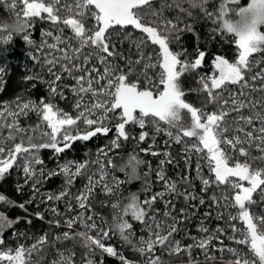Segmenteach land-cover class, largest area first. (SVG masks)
I'll return each mask as SVG.
<instances>
[{
	"label": "snow or ice",
	"instance_id": "snow-or-ice-1",
	"mask_svg": "<svg viewBox=\"0 0 264 264\" xmlns=\"http://www.w3.org/2000/svg\"><path fill=\"white\" fill-rule=\"evenodd\" d=\"M207 2L199 0L197 4V0H187L190 8H200L206 18L212 19V13L205 8ZM0 3L7 4L13 10L21 6V10L16 12L21 22V33H27L37 20L49 22L51 26L50 29L41 30V43L36 47L40 56L29 53L31 60L41 63L42 70L46 69L51 79L46 80L40 71H33L24 78L26 81L35 79L46 83L48 96L38 101L17 96L11 102L0 104V128H15L22 132L41 130L40 135L47 136L48 142L25 145L23 141L14 142L16 138L11 132L7 137L0 136V179L14 168L22 171L24 184L32 183L35 198L40 191L38 186L46 179L63 175L62 189L54 194H46L41 203L61 201L70 196L81 211L65 221L67 228L71 230L74 224L80 222L88 230L77 233L65 231L55 235L51 241L48 240V233H44L28 247L21 244L14 250H0V264H45L48 249L55 250V256L48 264H76L74 247H56L69 240L74 242V246L80 243L85 249L81 264H96L92 257L97 248L109 256H118L114 247L103 243V240L111 238L110 233L118 234L135 251L147 256L145 264H165L155 256L156 247L164 249L169 255L185 253L188 257L186 264H199L192 255L194 248L202 251L206 264H215V252L221 254V264H225V253L232 257L226 264H264V212L251 210L254 205L264 204V71L256 72L250 80L246 78L247 73L260 64V60L254 57L264 52V43H261L264 36L255 31L246 36L229 35L233 28L225 19L229 14L226 5H239L240 0H224L218 13L221 31L235 38L238 58L235 62H229L217 55L212 61L213 70L208 74L197 72L202 67L206 55L204 51H199L194 61H188L180 59L187 50L174 52L170 48L173 38L179 40V33L184 30L179 27V16L170 19L164 17L162 12L152 11L150 15L153 19L148 24L143 22V16L149 14L145 9H151L152 0H11L10 4L7 0H0ZM173 6L180 12L188 11L177 0H173L172 4L163 0L161 4V8ZM256 6L264 7V0H251L248 8L241 11L247 12ZM188 15L191 16V12ZM89 20L94 22L88 24ZM213 23H217V20H213ZM129 27L142 35L133 38L132 33L126 31ZM185 28L192 30L190 25H185ZM65 29L71 35L65 36ZM12 38L11 34L0 36V47L6 48ZM23 40L30 46L34 45L29 34H24ZM125 42L129 44L127 51L117 47L118 43L122 46ZM93 60L96 63H92ZM118 61H124L123 66ZM137 66H140L139 71ZM193 72L197 73L196 83L200 87L188 91L206 93L203 103L214 105V111L207 112L184 100L187 92L182 88L181 81L185 75ZM4 73L5 69L0 67V77ZM65 74L75 82L73 85L63 83ZM133 76L135 79H130ZM232 86H236L237 90ZM64 89H68L76 98L73 105L75 116L56 103L57 96L61 100L66 99ZM256 93L261 95H254ZM246 109L248 114H245ZM185 110L190 114V122L182 118ZM30 113L38 117L36 127L21 128L19 119L27 118ZM109 113H112L111 117ZM112 119L118 121L114 125L115 136L110 147L98 150L95 160L66 161L58 165L59 171L45 172L44 161L39 156L41 149H51L59 156L76 141H89L97 134L107 136L112 131L109 126ZM148 124L154 127L156 134L164 132L169 141L183 144L185 171L178 180L170 179L166 174V165L178 164L167 150L169 141H165V150H151L155 141L153 136V145L141 149L145 154L164 157L155 170L156 181L162 182L163 190L156 192H152L149 178L153 171L150 163L148 171L141 177L137 169L145 161L137 154H130L121 165L114 164L109 155L121 147V139H130L126 126L135 125L144 129ZM173 129L176 131L173 132ZM148 136L147 131H141L138 143L144 142ZM131 138L136 139L135 136ZM184 138H189L190 142ZM9 142L14 143L8 146ZM252 148L260 154L253 156ZM104 158H107V164ZM90 164L98 167L96 172L88 174ZM116 170L125 173L128 179L117 178L113 174ZM84 176L86 183L73 195L71 189L76 179ZM141 179L144 182L143 200L137 192L127 196L122 194L123 184ZM194 179L201 184V194L211 191L208 206L216 208L215 218L223 220L224 226L217 225L210 230L201 219L197 231L205 235L192 237V244L182 246L180 240L174 239V235L181 231L179 225L191 219L189 211L194 216L196 213L193 210L198 205L206 204L204 195H198L193 190ZM97 187L105 195L117 197L110 205L111 223L103 221L107 227H101L94 219L90 200L94 198ZM254 196H259V200ZM177 198H183L189 207L180 208L177 212ZM0 201H5V197L0 195ZM158 201L164 205L160 219V209L154 207ZM191 201H198V205L191 204ZM73 210L70 200L68 211ZM50 211L60 215L56 207H51ZM85 213L91 214L85 219ZM36 215L39 219L44 218L41 213ZM203 215L207 218L213 214L208 211ZM128 217L143 225L142 230L148 233L147 238L140 237L139 247L133 243L135 233ZM18 222L19 218L13 221L0 213V245L5 243L2 238L4 231ZM234 222H239L240 226ZM49 223L50 227L53 223L60 225L59 220ZM91 231H96L97 235H89ZM13 235L22 237L26 234L14 232ZM224 239L246 247L247 251L226 246ZM213 241L220 246L214 245ZM210 247L213 249L211 252ZM119 259L122 264H131L123 255H119Z\"/></svg>",
	"mask_w": 264,
	"mask_h": 264
},
{
	"label": "trees",
	"instance_id": "trees-1",
	"mask_svg": "<svg viewBox=\"0 0 264 264\" xmlns=\"http://www.w3.org/2000/svg\"><path fill=\"white\" fill-rule=\"evenodd\" d=\"M163 0H152L151 9H145L148 12V15L143 16V22L148 24L153 18L150 13L152 11L162 12L166 18H174L179 16L181 23L179 27L184 29L179 33V40L173 38V42L170 44V48L174 52H182L187 50L186 55L180 57L181 60L187 59L188 61H194L198 56L199 51H204L206 53L205 58L202 62V67L197 70L199 74H208L213 70L212 61L217 55L223 56L229 60V62H235V59L238 58V52L234 43V37H229L226 33H223L219 27L218 23V13L220 6L224 3V0H208L205 4V8L208 12L212 13V19L206 18L202 13L203 10L200 8H190L187 0H184L182 3L183 8L187 9V12H180L178 8L174 6L172 8H161ZM173 0H167L168 4H172ZM180 2V0H177ZM7 3L10 4L11 0H7ZM21 10V6H17L15 10L11 9L5 3H0V29L5 31H0V36H6L8 34L12 35V40L6 45V48L0 47V63L4 64L5 73L0 77V104L3 102H11L17 96H22L24 98H31L38 101L41 97L48 96V85L40 80H25L24 78L33 74V71H40L41 75L44 78L51 79L48 76L47 70H42V64L31 60L29 53L40 56V53L36 51V47L41 43V30L50 29V23L46 21L37 20L34 26H32L27 33H21L17 30V26L20 25V20L16 17V12ZM188 12H191V16L188 15ZM213 20H217V23H213ZM94 21L89 20L87 23L91 24ZM185 25L191 26V31L185 28ZM264 30V29H263ZM126 31L131 32L133 38H137L142 35L140 32L128 28ZM29 34L30 39L34 41V45L30 46L26 41L23 40V35ZM55 34V33H54ZM64 35H71L68 29H65ZM51 42V40L49 41ZM117 47H122L125 51L129 48V44L125 42L122 46L118 43ZM47 51V49H45ZM135 58V57H133ZM255 59L260 60V64L256 65L253 68L252 72L247 73L246 78L251 79V76L258 71H264V52L255 54ZM122 66L124 61H118ZM92 63H96L95 60ZM102 70V69H101ZM140 70V66H137V71ZM197 73L193 72L190 75H185L182 78L183 86L186 88L188 103L192 104L194 107L203 108L207 112H212L215 110L214 105H205L203 103V98L206 96V93H197L188 91L189 89L199 88L200 85L196 83ZM130 79L134 80L135 76ZM63 83L67 85H73L75 82L72 79L67 78L65 74ZM258 84V82H256ZM234 90H237L236 86H232ZM66 99L61 100L59 96L56 97L57 105L64 109L66 112L76 115V112L73 108L75 103V97L68 89H64ZM254 95H261L256 93ZM245 114H248L247 109ZM232 115H235L234 113ZM109 116H112V113H109ZM182 118L184 121L190 122V114L186 110L182 113ZM231 121V116L229 117ZM118 121L115 119L111 120L109 126L112 128V131L109 132L107 136L97 134V136L91 138L89 141H76L73 143L70 149L65 150L59 156L54 154V151L51 149H41L39 152L40 158L44 161L43 167L45 172L50 170L59 171L58 165L63 164L66 161H76L84 162L85 160H95L97 158L98 150L101 148L110 147L111 141L115 136V123ZM38 123V117L34 113H30L27 118L21 117L19 119V126L21 128H35ZM167 127L166 125H162ZM81 129H84V125L81 123ZM126 131L130 134V139L128 141H123L121 139V147L119 149L113 150L110 152V157L113 160V163L116 165H121L125 163L130 156V154H137L140 159L144 160L145 163L140 165L137 169L138 174L143 177V174L148 171V165L151 164L153 171L150 173V180L152 181V192L163 190L162 182L156 181L155 170L159 166V161L163 159V156H152L151 154H145L141 152V149H147L150 145H153L152 137L155 136L154 146L151 150L162 151L165 150V141H169V138L161 132L159 134L155 133V129L151 124L146 125L144 129H140L135 125L126 126ZM141 131H147L149 133L148 138L142 143H138V136ZM173 132L176 130L173 129ZM9 132L16 138L14 142H21L25 145L30 143H44L48 142V137L40 135V132L37 131H28L22 132L17 131L15 128L8 129L7 127L0 128V136L7 137ZM32 133V134H31ZM131 136H135L136 139H132ZM185 141H189V138H184ZM9 142L8 146H11ZM190 142V141H189ZM170 147L167 148L170 151L172 157L178 162V164H168L166 165V174L167 177L173 180H178L180 175L184 173L185 166L183 160V144H176L172 141H169ZM253 156L259 155L260 153L255 149H250ZM244 158H241L243 160ZM104 163L107 164V158H104ZM40 166H37L39 168ZM97 165L90 164L88 168V174L97 171ZM195 167V161H193V168ZM117 178L121 180H127L128 176L125 173H122L116 170L113 173ZM207 170L205 169V175H207ZM192 175L195 176V173L192 172ZM86 183V176L78 177L75 181L74 187L71 189V193L74 195L77 193V189H80ZM195 185L194 191L198 195H204L206 204L203 206L198 205V201H191V204H197V209H194L195 215H192V211L188 212V215L191 219L185 221L183 224L179 225L181 231L178 234L174 235V239L180 240L182 246H186L193 243L192 237L199 238L204 233L197 231V228L200 224L201 219H204L205 225L210 229L214 230L217 225L223 227L224 221L217 220L215 218L216 208H209L211 203L208 200V196L211 194V191L208 194H201L200 188L201 184L199 180H193ZM64 185L63 175H55L49 179H46L41 185H39V194L33 197V188L32 183L24 184V176L22 171L17 169L10 170V173L6 174L2 179H0V195L5 197V201H0V213L6 215L9 219L16 221L19 218V222L15 223L12 228L6 229L2 235L5 243L0 245V250H7L9 248L15 249L17 246L23 244L26 247L32 245L36 242L39 237L44 233H48V240L51 241L55 235L61 234L65 231H70L72 233L77 232H87L88 230L80 222H77L73 225V228L69 230L65 224V221L76 215L81 210L76 207V202L71 197H65L61 201H48L47 203H41V200L45 198L46 194H54L59 192ZM22 186V187H19ZM19 187V191H18ZM144 182L141 180H134L130 183H125L121 186V192L124 196H127L129 193L137 192L140 194L141 200L144 199L143 192ZM183 187V186H181ZM117 199L114 195H105L100 187H97L95 190L94 198L90 200L92 205V210L95 213L94 219L97 224L101 227H107V224L103 221L111 223L112 221V209L110 207L111 203L115 202ZM254 199L259 200V196H254ZM71 200L73 205V211H68V203ZM106 202V203H102ZM23 204L24 207L21 208L20 205ZM177 212L180 208H188L189 205L186 204L183 198H177L175 200ZM51 207H56L60 215H54L51 211ZM154 207L160 209V216L158 219L162 218L164 205L161 202H157ZM253 212L261 213L264 212V204H258L252 206L251 209ZM211 211V217H204V213ZM37 213L43 215V219L37 218ZM91 213H85V219L87 215ZM129 222L133 224V231L135 235L132 237L133 243L137 247L140 246L139 240L140 237L147 238L148 233L143 231V225L139 222L131 220V217H128ZM59 220L60 225H53L50 227V221L55 222ZM31 221V223H28ZM91 223V221H88ZM237 226H240L239 222ZM230 231V230H229ZM25 233V236H14L13 233ZM89 235L95 237L97 235L96 231L88 232ZM110 239L103 240L105 246H112L118 253L117 257L109 256L106 253H102L100 249H95V256L92 257L96 264H122V261L119 259V255H123L131 264H145L147 256L140 254L135 251L131 245L126 244L119 235H112L110 233ZM213 244L219 247L216 241H213ZM224 244L229 247L240 248L243 251H247V248L244 246L236 245L233 241L224 239ZM56 247L63 248H73L76 252L75 261L76 264H81V257L85 255V249L81 246L80 243H75L69 240L66 241L64 245L57 244ZM49 256L45 261V264L55 256L54 249H48ZM213 249L210 247V252ZM155 256L161 258L165 264H186L187 255L185 253H180L179 256L169 255L164 249L160 247L155 248ZM217 256V261L215 264H221L220 253H214ZM192 255L195 260L199 261V264H206L205 256L202 251L198 248L192 250ZM35 259V257H33ZM232 259L230 254H224V262ZM207 264H213V262H207Z\"/></svg>",
	"mask_w": 264,
	"mask_h": 264
},
{
	"label": "clouds",
	"instance_id": "clouds-1",
	"mask_svg": "<svg viewBox=\"0 0 264 264\" xmlns=\"http://www.w3.org/2000/svg\"><path fill=\"white\" fill-rule=\"evenodd\" d=\"M183 2L184 0H180V6H182ZM198 3L199 0H197V4ZM249 3H251V0H249ZM249 3L243 5L240 2L239 6L233 8L225 17L228 24L233 28V31L229 33V35L237 37L240 35L246 36L249 32L255 31L264 36V32L260 31V27L264 26V7L256 6L247 12L241 11L242 9L248 8ZM221 25H223V21H221ZM20 27L21 25H18L17 30H19ZM224 31H227V29H224ZM261 43H264V41H261Z\"/></svg>",
	"mask_w": 264,
	"mask_h": 264
},
{
	"label": "rangeland",
	"instance_id": "rangeland-1",
	"mask_svg": "<svg viewBox=\"0 0 264 264\" xmlns=\"http://www.w3.org/2000/svg\"><path fill=\"white\" fill-rule=\"evenodd\" d=\"M240 2H241V4H243V5H247L248 3H249V0H240ZM239 5H236V4H228V5H226V8L228 9V11L229 12H231V10L233 9V8H235V7H238ZM264 26H261L260 27V31L261 32H264ZM5 65L4 64H1L0 63V67H4ZM181 86H182V88L184 89V90H186V88L183 86V83L181 82ZM184 100L186 101V102H188V96H187V94L185 95V97H184ZM39 132L41 131V130H38ZM33 132V131H32ZM32 134V133H31ZM5 264H7V262H5Z\"/></svg>",
	"mask_w": 264,
	"mask_h": 264
},
{
	"label": "water",
	"instance_id": "water-1",
	"mask_svg": "<svg viewBox=\"0 0 264 264\" xmlns=\"http://www.w3.org/2000/svg\"><path fill=\"white\" fill-rule=\"evenodd\" d=\"M131 28V27H130ZM136 31H138V30H136ZM139 32V31H138Z\"/></svg>",
	"mask_w": 264,
	"mask_h": 264
}]
</instances>
